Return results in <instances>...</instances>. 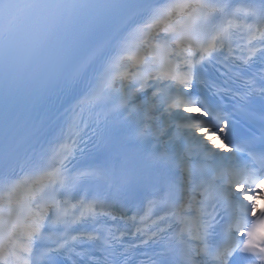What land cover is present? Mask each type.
<instances>
[{
	"label": "snow or ice",
	"instance_id": "obj_1",
	"mask_svg": "<svg viewBox=\"0 0 264 264\" xmlns=\"http://www.w3.org/2000/svg\"><path fill=\"white\" fill-rule=\"evenodd\" d=\"M262 188L264 0H0V264H264Z\"/></svg>",
	"mask_w": 264,
	"mask_h": 264
},
{
	"label": "bare ground",
	"instance_id": "obj_2",
	"mask_svg": "<svg viewBox=\"0 0 264 264\" xmlns=\"http://www.w3.org/2000/svg\"><path fill=\"white\" fill-rule=\"evenodd\" d=\"M217 146H219V145H217Z\"/></svg>",
	"mask_w": 264,
	"mask_h": 264
}]
</instances>
